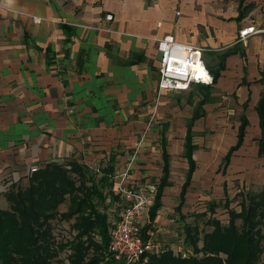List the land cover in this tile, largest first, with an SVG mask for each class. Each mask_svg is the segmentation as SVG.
Instances as JSON below:
<instances>
[{
  "label": "crops",
  "instance_id": "0c3cea01",
  "mask_svg": "<svg viewBox=\"0 0 264 264\" xmlns=\"http://www.w3.org/2000/svg\"><path fill=\"white\" fill-rule=\"evenodd\" d=\"M239 2L0 0V208L7 207L3 194L12 183L25 180L31 167L51 162L73 160L95 169L112 161L114 174L136 153L132 179L158 182L163 150L170 171L152 222L157 234L170 232L173 214L186 221L189 206L212 201L209 193L228 197V177H249L233 175L247 168V160L239 165L238 158L248 140L257 139L261 157L255 107L264 88V31L245 43L238 41V32L251 26L264 30V0H244L241 17ZM167 35L202 48L211 70L222 53L233 50L206 103L200 104L203 94L191 86L188 94L158 91L156 41ZM194 115L196 168L181 204L189 167L184 143ZM243 118L242 146L222 169ZM170 237L175 239L173 232Z\"/></svg>",
  "mask_w": 264,
  "mask_h": 264
},
{
  "label": "trees",
  "instance_id": "16d2710c",
  "mask_svg": "<svg viewBox=\"0 0 264 264\" xmlns=\"http://www.w3.org/2000/svg\"><path fill=\"white\" fill-rule=\"evenodd\" d=\"M243 1L239 2V17L246 7L242 6ZM232 53V49L222 53L214 70L206 67L212 76L211 85H191L197 93L203 94L200 104L208 100L206 96L220 77L226 56ZM261 80L264 85L263 71ZM255 111L261 130L258 156L264 157V88ZM196 118V115L192 116L187 123L184 158L189 167L180 190L181 204L196 168L192 160L195 147L191 132ZM246 125L247 121L243 118L238 128L237 142L222 159V169L229 165L233 152L242 146ZM161 155L164 164L162 175L156 183V195L150 210L151 222L161 207L163 189L169 179V157L165 150ZM114 168L112 161L101 167L99 172L73 160L51 162L38 168L25 180L12 183L3 194L7 207L0 208V264H52L63 251L69 254V264H121L108 252L111 224L107 217V200L110 203L118 201V197L112 193ZM67 199L66 212L60 213L58 208ZM233 199H239V211L230 208ZM181 204L177 208L179 215ZM220 206L228 215L227 223L208 217L206 223L211 231L201 233L196 220L215 214ZM191 217L193 222H185V216L180 215L183 241L192 255L182 258L174 252L165 251L148 255L144 262L141 259L133 264H259L264 254V187L260 191H240L231 200L225 196L222 201H210L205 211L191 214ZM61 222L69 226L70 239L60 241L55 236V224ZM59 261L63 264L61 259Z\"/></svg>",
  "mask_w": 264,
  "mask_h": 264
},
{
  "label": "built area",
  "instance_id": "2783aa9c",
  "mask_svg": "<svg viewBox=\"0 0 264 264\" xmlns=\"http://www.w3.org/2000/svg\"><path fill=\"white\" fill-rule=\"evenodd\" d=\"M111 18L112 16L106 15L107 20ZM34 21L40 22V19ZM263 31L254 26L242 28L238 32V41L245 43L249 36ZM156 43L159 52L158 91H183L191 85H211L212 76L204 64L202 48L178 43L171 35ZM135 160L136 153L126 162L123 172L118 171L111 176L112 193L118 197V201L110 203L107 200V217L111 224L109 254L121 264H131L141 259L144 262L148 255H158L165 251L186 258L188 252L183 247L177 245L171 250L158 236L150 220L156 184L140 183L132 179ZM38 168L31 167L28 175L37 172ZM99 169L100 167H96L94 170L99 172Z\"/></svg>",
  "mask_w": 264,
  "mask_h": 264
},
{
  "label": "rangeland",
  "instance_id": "374dc122",
  "mask_svg": "<svg viewBox=\"0 0 264 264\" xmlns=\"http://www.w3.org/2000/svg\"><path fill=\"white\" fill-rule=\"evenodd\" d=\"M190 91H194L193 88L189 87V89L184 90L185 94H188ZM234 117V115H233ZM236 118L234 120H229L230 122H228L227 126L230 125L231 123L233 124L235 122ZM250 130L253 131L252 126L250 125ZM257 139H251L248 140L247 142V147L244 150L245 153L242 157H239L238 159V164L240 165L241 162H244L245 160H247L244 164V166H246L247 164V168L245 169V171H241V170H237L233 175H235V177H238L237 175L240 174H247L249 177L247 178V180L242 181V178H238V179H231L228 177V179H230L229 183V190H231V193L228 195L229 200H231L236 193H238L239 191H260L261 188L264 187V159L262 157L257 158L256 156V142ZM208 153L211 151L209 148H207ZM219 158V156H212L213 159L215 158ZM216 158V159H217ZM215 161V160H214ZM262 162L261 165L259 166H254L255 164ZM215 164H218L217 162ZM242 165V164H241ZM245 174V175H246ZM246 175V176H247ZM148 178H150V176H148ZM202 179V178H201ZM204 179V178H203ZM242 181V182H241ZM150 182L152 184H156L155 182V178H150ZM215 191V190H214ZM210 195L212 193H209ZM209 196V199L216 202V201H222L223 200V196L221 192H217L215 191V194L213 193V196ZM239 199H233L231 201V206L233 209H235L236 211H239L240 207L239 205H237ZM210 201H204V202H195L193 205L189 206V210H187V212L185 213L186 215V221L185 222H193V218L191 217V214H200L203 211H205L207 209V204ZM69 204V200L67 199L66 202L64 204H62L61 206H59L58 211L60 213L66 212V209L68 207ZM1 208H6L5 206H1ZM163 220H165V215L163 214ZM172 221L169 223L170 226V232L168 234H163V233H159L158 231V236L162 239L165 240L166 245L170 248L172 245L174 246V249L177 245H179L180 247H183V249L188 252V255H192V251L190 250L189 247L185 246L183 237H182V222H180V220L176 219L175 214L172 215ZM227 213L226 211L220 206L216 209L215 214L212 215H207L206 217L202 218V219H198L197 224L199 227V230L202 232H210L211 231V227L209 225H207L206 223V219L208 217H213L215 219L221 220V222L223 224L227 223ZM169 220V219H168ZM70 224V222H69ZM55 229H54V234L57 237V239H59L60 241L64 240V239H68L70 236V233L68 232L69 226H67L66 222H61L59 224H55ZM171 232H173V237H175V239L170 237ZM169 236V237H168ZM70 239V238H69ZM68 251H70V249H67ZM65 251H63V253L59 254V257L57 259H55L53 261L52 264H61L60 263V259L61 261H63V264H69L68 261V256L69 254H65ZM68 253V252H67ZM187 255V256H188ZM179 256V255H178ZM137 263V262H134ZM133 264V263H132ZM259 264H264V254L262 255V258L259 262Z\"/></svg>",
  "mask_w": 264,
  "mask_h": 264
}]
</instances>
